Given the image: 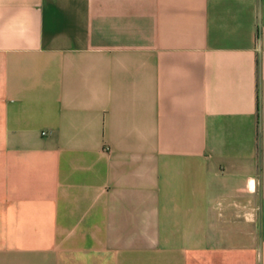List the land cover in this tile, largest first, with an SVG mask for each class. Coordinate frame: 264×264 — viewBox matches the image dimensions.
<instances>
[{"label":"crops","instance_id":"0c3cea01","mask_svg":"<svg viewBox=\"0 0 264 264\" xmlns=\"http://www.w3.org/2000/svg\"><path fill=\"white\" fill-rule=\"evenodd\" d=\"M0 264H264V0H0Z\"/></svg>","mask_w":264,"mask_h":264},{"label":"built area","instance_id":"2783aa9c","mask_svg":"<svg viewBox=\"0 0 264 264\" xmlns=\"http://www.w3.org/2000/svg\"><path fill=\"white\" fill-rule=\"evenodd\" d=\"M45 133H42V135H44Z\"/></svg>","mask_w":264,"mask_h":264}]
</instances>
